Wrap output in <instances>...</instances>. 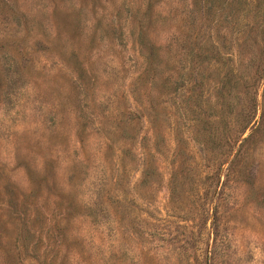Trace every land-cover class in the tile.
<instances>
[{
    "label": "rangeland",
    "instance_id": "rangeland-1",
    "mask_svg": "<svg viewBox=\"0 0 264 264\" xmlns=\"http://www.w3.org/2000/svg\"><path fill=\"white\" fill-rule=\"evenodd\" d=\"M263 46L264 0H0V264H264Z\"/></svg>",
    "mask_w": 264,
    "mask_h": 264
},
{
    "label": "trees",
    "instance_id": "trees-1",
    "mask_svg": "<svg viewBox=\"0 0 264 264\" xmlns=\"http://www.w3.org/2000/svg\"><path fill=\"white\" fill-rule=\"evenodd\" d=\"M264 47V46H263ZM258 68L261 70L260 72L259 71H255L254 69H253V72H254V74H260V78H262L263 76H264V64H263V66L262 67H260V66H258ZM254 102H252L251 100L249 101V104H253ZM243 118L242 119H244V116H242ZM251 121V119H248L246 122H245V124H244V126H242L241 127V129L239 130V135L242 133V131L245 129V128H247V124L249 123ZM230 147H232V146H230ZM232 149V148H231ZM231 149L230 150H228L227 152H226V156L225 157H228L229 155H230V153H232L231 152ZM235 152H236V149L235 150H233V154H232V156L230 157V158H232L233 157V155L235 154Z\"/></svg>",
    "mask_w": 264,
    "mask_h": 264
}]
</instances>
